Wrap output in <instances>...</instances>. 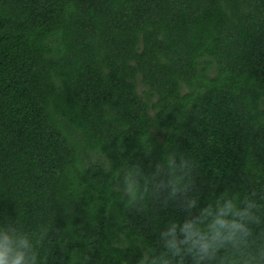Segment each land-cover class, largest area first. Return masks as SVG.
<instances>
[{"label": "trees", "instance_id": "1", "mask_svg": "<svg viewBox=\"0 0 264 264\" xmlns=\"http://www.w3.org/2000/svg\"><path fill=\"white\" fill-rule=\"evenodd\" d=\"M223 194L257 204L249 248L228 257L252 264L264 249V0H0V227H46L39 264L162 255L163 234L203 227Z\"/></svg>", "mask_w": 264, "mask_h": 264}, {"label": "clouds", "instance_id": "2", "mask_svg": "<svg viewBox=\"0 0 264 264\" xmlns=\"http://www.w3.org/2000/svg\"><path fill=\"white\" fill-rule=\"evenodd\" d=\"M122 194L133 204L139 198L140 185L135 173L129 171L120 179ZM257 204L250 198L236 194H223L214 208L203 210L206 218L202 227L199 220L180 225L182 236L176 237L174 228L163 235L170 236L165 242L162 255L150 256L144 252L138 264H170L172 256H178L177 264H183L184 255H190L194 264H237L230 255L243 256L250 246L252 226L255 225ZM47 234L42 226L38 234H25L0 227V264H39L37 244ZM184 245L182 249L180 246ZM225 253L223 257L219 253ZM244 264H249L247 260ZM252 264H264V249H258Z\"/></svg>", "mask_w": 264, "mask_h": 264}]
</instances>
